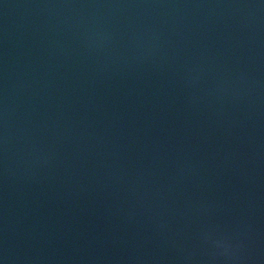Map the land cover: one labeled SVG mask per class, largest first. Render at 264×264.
<instances>
[{
    "label": "water",
    "instance_id": "1",
    "mask_svg": "<svg viewBox=\"0 0 264 264\" xmlns=\"http://www.w3.org/2000/svg\"><path fill=\"white\" fill-rule=\"evenodd\" d=\"M0 264H264V0H0Z\"/></svg>",
    "mask_w": 264,
    "mask_h": 264
}]
</instances>
